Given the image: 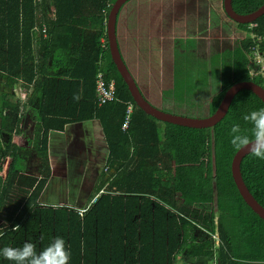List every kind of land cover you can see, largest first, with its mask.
Wrapping results in <instances>:
<instances>
[{
	"label": "trees",
	"instance_id": "obj_1",
	"mask_svg": "<svg viewBox=\"0 0 264 264\" xmlns=\"http://www.w3.org/2000/svg\"><path fill=\"white\" fill-rule=\"evenodd\" d=\"M107 1L114 5L116 0H0V78L4 79L0 136H7L0 145V248L30 241L39 251L61 236L70 251L69 264H174L176 253L187 258L215 254L218 264H264V219L236 186L231 166L239 150L230 144L229 135L233 123L250 129L243 116L264 107L263 101L252 91H240L225 118L207 130L173 126L146 115L135 105L112 59L105 25L110 11L103 13ZM262 4L264 0H232L240 14ZM51 9L54 19L49 17ZM255 22L257 32H264V14ZM43 23L48 40H38L34 33ZM251 43L230 45L210 59L211 97L200 102L209 105L208 115L217 111L236 83L253 81L264 89L263 79L250 75ZM53 72L58 82L49 77ZM99 73L116 81L119 101L97 104ZM18 83L32 87L25 103L11 99ZM127 103L134 111L128 130L123 131ZM28 106L36 114L28 111L36 121L30 143L44 162L38 176L23 174L22 148L13 143L14 135H22ZM76 119L101 122L110 149L111 175L117 174L109 189L115 187L118 193L113 196L111 190L102 195L81 215L68 206L40 203L51 174L49 134ZM7 158L11 163L2 178ZM241 172L264 206V160L247 156ZM105 182L102 179L89 201ZM208 202L212 209L203 223L213 231L216 218L221 245L215 251L208 241L189 246L193 227L186 219L180 221L184 230L180 241L179 228L165 205L186 212L194 203ZM137 217L141 219L135 224ZM15 224L21 226L18 231L12 230ZM0 264L13 262L0 256Z\"/></svg>",
	"mask_w": 264,
	"mask_h": 264
},
{
	"label": "crops",
	"instance_id": "obj_2",
	"mask_svg": "<svg viewBox=\"0 0 264 264\" xmlns=\"http://www.w3.org/2000/svg\"><path fill=\"white\" fill-rule=\"evenodd\" d=\"M177 9L178 7L175 3L172 6L166 4L163 1H160L159 4L156 2L152 3L150 0L127 1L121 8L116 21L118 47L121 57L128 70L130 71L132 77L134 78L138 88L140 89V92L151 105L166 113L187 117H197L198 108L194 105H201V100L208 99L210 94L209 71L207 70L208 65L206 63V69L202 70L200 68L201 64H198L197 68L195 69L194 67V69L192 70L195 71L194 73H198L199 79L201 75H204L203 72H205L204 76H206L207 79V86H204V91L202 94L196 93L198 86L204 84H201V80L198 83V77H196L195 79L197 82H195L194 84H190L192 88L188 87V82L186 83L184 81V83H182L184 76L181 75L180 72H184L185 76H187L190 53L188 50L189 46L187 45V42L182 43L180 41V37L178 36V31L180 30V18L179 13L175 11ZM158 61L160 62V65H157ZM178 62H180V65H178ZM183 63H185L184 68L187 70L183 68ZM164 67H167V70H164ZM0 73L2 72L0 71ZM57 73H60V70ZM49 77L55 82L59 81V78L54 72ZM179 85L184 87H180ZM20 86L23 85H21V83H18L14 86L13 90L15 92V96L12 95L11 99L17 98L25 103L27 98L21 99L18 96V88ZM2 87H4V79L0 78V89ZM23 87L26 88L28 94L32 90L31 86ZM181 88L185 90L182 95L178 92V90ZM3 107L4 106L0 104V108ZM30 109H32V113L36 115L34 107L28 106L27 115L24 116V119L21 123L20 130H22V135L13 136V143L18 146L19 149L22 148L20 150V152L22 153L21 155H23V157H26L27 160L32 159L30 155H32V152L35 153L36 151L33 147V144L30 143V140L34 137V131L36 127V121L30 116L31 113L29 114L28 112ZM89 121H91L92 123V121L99 120H71L64 124L62 130L51 131L49 134L48 144L51 157L57 152L61 153L59 155L60 157H62L63 154L66 155L68 153H70L74 157H80V153L84 151V145H78L77 143L72 142V139L76 142L79 140L78 136H76L77 133H75L76 130L81 128L80 123ZM70 127L72 128L73 133L71 135V139H69L67 143H54L52 141L54 135H64ZM101 129L104 133L102 124ZM103 139L105 141V145L102 154L103 157H106V161L104 164L105 166L108 162L110 154V149L106 142L105 133ZM6 140L7 136H0V145H2L3 141ZM88 149L98 150V146H88ZM31 150L32 152L27 154V152ZM32 160L34 161L35 165H33V163H30L29 161H26L27 168H34L35 166H37V160ZM10 163L11 159L7 158L4 162L3 173L7 174ZM40 171L41 168L35 174V176H38ZM52 172L53 170L51 169V174ZM92 173H95L96 175H92ZM23 174L28 176L33 175L29 170L26 169V167ZM89 175L90 179H88V183L90 180V190L88 193L86 192L88 195V201L92 193L95 192V190L101 183L103 179V171L102 169L99 172L90 171ZM45 191L46 188L44 189L41 198ZM80 207H84V204H82ZM194 259L200 260L201 257ZM212 261V264H218L217 255L206 257V262H201L199 264H211Z\"/></svg>",
	"mask_w": 264,
	"mask_h": 264
},
{
	"label": "rangeland",
	"instance_id": "obj_3",
	"mask_svg": "<svg viewBox=\"0 0 264 264\" xmlns=\"http://www.w3.org/2000/svg\"><path fill=\"white\" fill-rule=\"evenodd\" d=\"M150 1L152 3L156 2L158 4L160 3V1H163L166 4L172 6L175 3L178 7V9L175 10L179 13L180 18V30L178 31V36L180 37V41L182 43L187 42V45L189 46L188 50L190 53L187 76H185L184 72H180V74L184 76L182 83H184V81L186 83L188 82V87L192 88L190 84H194L197 81L199 83L201 80V84H204L198 86L196 93L202 94L204 91V86H207L206 76H204L205 72H203L204 75H201L199 79L198 73H194L195 71L192 70L194 69V67L196 69L198 64H201L200 68L202 70H205L206 63L207 65H209V61L214 55L220 53L230 45L232 46V41L229 40V38H234L240 30L239 23L232 20L225 13L223 8L224 0ZM157 65H160L159 61ZM178 65H180V62H178ZM184 65L185 63L182 64L183 68ZM164 70H167V67H164ZM207 70L209 71V66H207ZM196 77H198L197 81L195 80ZM179 86L184 87L181 85ZM182 89L183 88L178 90L181 95L185 91L184 89ZM210 97L211 93L206 100H210ZM194 106L198 108V116L208 115L209 105H207L206 103L204 105ZM80 124L81 128L77 129L75 132L77 133L76 136H78L79 140L76 142L72 139V142H75L78 145H84V151L80 153V157H74L70 153L66 155L63 154L62 157H60L59 155L61 153L59 152L51 157V154L49 153V164L53 172L52 174H50L47 185L45 187L46 191L44 192L40 200L41 204L56 207L68 206L70 208L77 209V207H80L82 204H84L85 206L88 202L87 193L90 190V180L88 183V179H90L89 174L90 171L99 172L105 164L106 157H103L102 154L105 141L103 139L104 133L101 129V123L99 121H92V123L91 121L82 122ZM72 133L73 131L70 127L64 135H54L52 141L54 143H67L68 140L71 139ZM96 145L98 146V150L88 149V146ZM32 150L28 151L27 154L32 152ZM31 154L32 155H30V157L37 160V166H35L34 168H27L26 161L33 163V165L35 164L32 159L27 160L26 157H24L23 165L27 170L30 171L31 174L35 175L40 170V168L43 167L44 162L37 151H35V153L32 152ZM92 175L96 174L92 173ZM5 176L6 173L1 174L2 178H5ZM203 207L207 208V210L205 211L211 210L210 204ZM194 242H190L189 246L199 244ZM204 244L205 243H203V245ZM198 246H201V244ZM201 262L205 263L206 258L201 257L200 260L192 259V261L188 260L187 258H178L175 259L174 264H199ZM212 263L213 261L211 262V264Z\"/></svg>",
	"mask_w": 264,
	"mask_h": 264
},
{
	"label": "water",
	"instance_id": "obj_4",
	"mask_svg": "<svg viewBox=\"0 0 264 264\" xmlns=\"http://www.w3.org/2000/svg\"><path fill=\"white\" fill-rule=\"evenodd\" d=\"M127 1L129 0H116L114 2V6L109 13L107 22L108 40L112 59L120 75L122 76V79L125 82L135 105L146 115H149L162 123L173 124V126L194 130H207L213 129L219 122H221L225 118L233 102V99L242 90L252 91L263 101L264 104V89L255 82L248 81L234 84L230 89L226 91L217 111L212 115H207L202 118L166 113L151 105L140 92V89L138 88L135 80L133 79L131 73L129 72L121 57L118 47L116 21L121 8ZM223 8L225 13L237 23H250L264 14V4L260 5L258 8L247 14H240L236 12L233 9L232 0H224ZM249 155H251V153L248 152L247 148L239 150L233 158L231 171L236 186L245 202L262 219H264V206L255 198L253 193L250 191L243 179V175L241 172L242 161Z\"/></svg>",
	"mask_w": 264,
	"mask_h": 264
},
{
	"label": "built area",
	"instance_id": "obj_5",
	"mask_svg": "<svg viewBox=\"0 0 264 264\" xmlns=\"http://www.w3.org/2000/svg\"><path fill=\"white\" fill-rule=\"evenodd\" d=\"M36 3H41V0H36ZM112 8V4L110 1H107L106 9L103 10V13L106 14V11L110 10ZM54 9H51L49 17L51 19H54ZM41 18V15L39 16ZM240 30L236 34L234 38H229V40L232 41V44L235 45L237 43H243L244 41H252L251 46L249 48V58H250V75L251 78L253 77H260L264 81V32H257L258 30V24L257 22L253 21L250 23H239ZM35 36L38 40H48V30L47 25L45 23L41 24L40 27H36L34 30ZM102 47L106 48V42L102 41ZM18 91L20 95L23 98H26V90L20 86L18 88ZM119 101L117 97V88H116V81L114 79H106L103 73H99L96 78V102L99 106H104L111 102ZM134 111V107L131 103L126 104V111H125V117L122 123V129L123 131H127L129 128V124L131 121V117ZM104 172L106 174H109L111 172V167L108 165L105 167ZM114 177H112L105 185L102 190L99 191V193L91 200V202L85 207V208H71L72 210H75L78 214H83L85 211L89 209L93 204H96L98 202V199L102 195H109L111 189L110 188V182ZM114 190V189H113ZM113 196L118 195V193L114 190V193H112ZM126 197V196H125ZM150 199H154L150 197ZM155 200V199H154ZM210 203H194L192 206L188 207V210L186 212H180L177 209H173L171 206L166 205L168 209H170L171 212L170 216H173L176 224L179 228V239L180 241L184 240L183 233L184 230L181 228V219H186L189 221L190 225H192V239H190L189 242L194 243H206L207 241L212 244L213 250H217L219 246L221 245L216 225L217 221L216 218H214L213 231L211 230V227L209 225H206L203 223V220L205 219L206 215H209L210 211L207 210L206 207H203L205 205H208ZM211 205V204H210ZM70 208V207H69ZM212 209V207H211ZM199 216V217H197ZM201 217V218H200ZM140 217L135 218V224H138V221H140ZM201 219V220H200ZM215 255V254H214Z\"/></svg>",
	"mask_w": 264,
	"mask_h": 264
},
{
	"label": "clouds",
	"instance_id": "obj_6",
	"mask_svg": "<svg viewBox=\"0 0 264 264\" xmlns=\"http://www.w3.org/2000/svg\"><path fill=\"white\" fill-rule=\"evenodd\" d=\"M113 6L114 5L112 4V8H113ZM111 9L108 11H111ZM108 17H109V15H108ZM107 22H108V18H106V22H105L106 27H107ZM107 35H108V33H107ZM21 85H23V84L21 83ZM116 88H117V84H116ZM24 89L26 90V88H24ZM18 96L21 99L28 98L27 90H26V98H23L20 95V93ZM243 120L247 123H250L251 128L250 129H242L241 125L239 123H233L231 128H230V131H229L230 144L236 150H241V149L247 148L248 152H250L254 157L261 159V160H264V107L253 110V111L249 112L248 114L244 115ZM108 165H109V163L107 162V164L104 166V168H102L103 174H104L103 180L104 179L106 180V182L102 188L105 187L106 183L112 177H114V179H115L117 176V174L111 175V172L109 174H106L104 172L105 167ZM113 172H115V171L113 170ZM111 183L112 182H110V186H111ZM102 188L100 190H102ZM113 189L116 191L115 187H113L111 190H113ZM99 191H98V193H99ZM93 198H95V197H93ZM91 200L89 201V203L91 202ZM210 204L212 207V203H210ZM84 207H82V208H84ZM20 227L21 226L19 224H15L12 226V230L18 231L20 229ZM2 234L3 233L0 232V235H2ZM199 244H201V243H199ZM0 256H3V258H5L9 261H12L13 264H69L70 251L65 246L64 238L61 236H56L53 238V240L47 246H45L43 249H41L39 251L37 250V245L34 242L25 241L23 243V245L19 246V247L5 246L3 248H0ZM178 258L182 259V258H187V257L183 256L182 253H176L175 259H178ZM187 259L192 261V259H194V258H187Z\"/></svg>",
	"mask_w": 264,
	"mask_h": 264
}]
</instances>
